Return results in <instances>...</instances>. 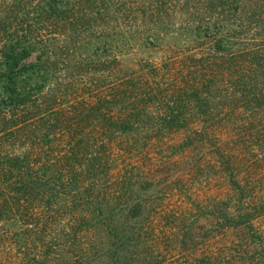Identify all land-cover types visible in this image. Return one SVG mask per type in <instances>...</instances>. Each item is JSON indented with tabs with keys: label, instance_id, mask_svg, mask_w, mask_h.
<instances>
[{
	"label": "trees",
	"instance_id": "16d2710c",
	"mask_svg": "<svg viewBox=\"0 0 264 264\" xmlns=\"http://www.w3.org/2000/svg\"><path fill=\"white\" fill-rule=\"evenodd\" d=\"M0 264H264V0H0Z\"/></svg>",
	"mask_w": 264,
	"mask_h": 264
},
{
	"label": "rangeland",
	"instance_id": "374dc122",
	"mask_svg": "<svg viewBox=\"0 0 264 264\" xmlns=\"http://www.w3.org/2000/svg\"><path fill=\"white\" fill-rule=\"evenodd\" d=\"M169 40H170L169 42H177V43L181 42L176 38H169ZM148 56L157 58L159 60L162 59L160 51H154L151 49H145L141 47V48H135L131 52H126L125 54H123L122 60L125 65H130L136 63L140 58L148 57Z\"/></svg>",
	"mask_w": 264,
	"mask_h": 264
}]
</instances>
